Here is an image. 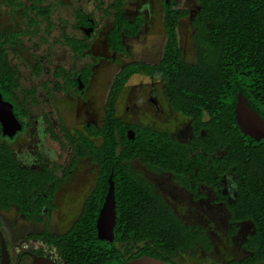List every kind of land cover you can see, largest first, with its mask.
<instances>
[{"label": "flooded vegetation", "instance_id": "1", "mask_svg": "<svg viewBox=\"0 0 264 264\" xmlns=\"http://www.w3.org/2000/svg\"><path fill=\"white\" fill-rule=\"evenodd\" d=\"M191 1L196 6L195 0ZM174 3V0H0V96L11 106L20 125L9 136L3 134L0 124V219H16L18 223L12 225V230H30L23 238L30 247L13 256L0 220L11 264H24L25 260L31 264L28 253L60 264L41 249L48 246L29 236L48 231L52 219H57L53 230L64 229L61 233L64 234L95 207L99 200L96 198L99 178L108 165L98 163L92 149L95 153L103 146L100 131L106 119L116 143L112 159L121 157L126 173L131 174L135 183L126 186L135 195L126 211L128 222L147 220V203L141 196H146L148 184L160 198L159 209L168 218L193 227L203 226L213 245L215 238L200 223L212 220L226 241V232L232 228L229 207L236 204L238 197L233 172L220 177L214 173L215 166L204 152L205 130L196 135L190 120L172 110L160 77L153 73L124 72L135 64L160 63L165 43V8ZM175 8L178 9L176 4ZM153 10L162 16L163 44L159 61L145 63L133 58L132 53L144 48L143 39L152 41L153 34L149 32L155 28ZM190 12L189 21L195 8ZM120 14L121 30L117 28ZM115 30L118 32L114 33ZM116 46H121L122 51ZM152 47L148 53L153 55ZM110 67V83L102 87L101 81L106 77L103 75H109ZM176 123L186 125L187 132L176 133L173 126ZM177 153L187 158L180 170ZM223 155L220 153L218 158ZM98 157L101 159L103 155ZM109 164L112 166V162ZM167 167L182 171L180 181L185 184L180 185ZM13 169L25 177L12 178ZM112 173L113 170L106 180L107 191ZM6 204L9 206L5 207ZM178 208H185L187 215H180ZM69 219L75 221L66 228ZM236 227L231 244L226 243L232 246L236 239L239 255L244 257L240 244L254 232L247 221L239 220Z\"/></svg>", "mask_w": 264, "mask_h": 264}, {"label": "trees", "instance_id": "2", "mask_svg": "<svg viewBox=\"0 0 264 264\" xmlns=\"http://www.w3.org/2000/svg\"><path fill=\"white\" fill-rule=\"evenodd\" d=\"M195 2V12L190 21L191 40L195 46L193 64L183 60L177 35L178 21L191 17V12L176 9L174 3L165 8V43L160 63L156 66L135 64L124 72L156 74L165 85L172 110L190 120L196 135L205 130L207 147L204 152L215 166L214 173L220 177L232 171L238 187L236 204L229 207L232 228L226 232V242L231 244L239 220L247 221L252 226L251 232H254L240 244L245 256L226 264H264V139L255 142L244 136L234 120L236 96L241 94L264 121V0ZM119 24L117 28L121 30V14ZM116 47L122 51L121 46ZM110 126L109 119H106L100 131L103 139L100 150L93 153L89 146L92 156L96 155V161L108 165L99 178L100 187L96 194L99 200L95 207L64 234L54 235L44 230L41 235H32L29 239L54 249L60 264H126L143 256L166 264H181L178 259L197 248L212 255L214 249L206 229L168 218L159 209L160 198L148 184L146 196H141L146 199L147 220L128 222L126 211L135 195L126 186L135 183L131 174L126 173L121 157L112 159V148L116 143L111 138ZM164 136L167 137H160ZM220 153H224L221 159L218 158ZM100 154L103 155L101 159L98 157ZM177 159L180 170L187 158L185 154L177 153ZM110 162L112 166H109ZM199 166L202 172L203 163ZM166 169L175 175L176 180L178 178L180 185L185 184L180 181L184 175L182 171ZM112 170L116 224L113 241L109 243L97 239L96 220L107 191L106 180ZM11 171L15 174L12 178L16 180L25 177L17 169ZM8 206L6 204L5 207ZM39 255L42 252L39 251Z\"/></svg>", "mask_w": 264, "mask_h": 264}, {"label": "rangeland", "instance_id": "3", "mask_svg": "<svg viewBox=\"0 0 264 264\" xmlns=\"http://www.w3.org/2000/svg\"><path fill=\"white\" fill-rule=\"evenodd\" d=\"M176 7L178 9H184V10H190L192 11L195 8V3L192 2L191 0H174ZM159 9V8H158ZM155 17H154V24L155 28L151 29L149 33H152V41H148L143 39L144 41V48L140 49L139 51L136 50L132 53V57L145 62V63H156L159 61L161 57V49H162V16L159 14V11H155ZM153 28V26H151ZM177 33H178V40H179V46L182 54V58L185 62L193 64L195 57H194V44L193 41L191 40V34L192 30L190 29V21L188 18H183L178 21V26H177ZM141 36V35H140ZM150 46H153L152 49L153 55L148 53V50ZM148 48V49H147ZM116 67H114L115 69ZM109 75H103L106 76L101 82L102 87L107 84L110 79H111V71L112 68H109ZM174 129L176 133H186V125L183 123H176ZM65 152H67L65 150ZM154 183L158 185L157 180H154ZM178 211L180 215L185 216L187 215V210L185 208H178ZM203 216V212H201ZM207 219V218H206ZM4 225V234H6L8 243L11 248V252L13 256H16L18 253L23 251L26 247H30V243L24 242L23 238L24 236L29 233L30 230H12V225L17 224L16 219L12 218H1L0 219ZM57 219H52L50 222V225L48 227V231L50 233L54 234H61L65 232L66 230L64 229H59V230H53L52 226L53 223H55ZM75 219H69V223L66 228H68ZM200 223H203L206 228L211 232L213 238V245H214V253L212 255H209L205 253L203 250L200 248H197L193 252H191L189 255L179 258L178 261L181 264H226L229 263L230 260L235 259V258H240L239 255V250L237 246V240L234 239L232 246H228L224 237L222 236V233L220 231H217V229L214 227V223L211 220L207 221H200ZM218 226H221V222H216ZM59 224H57L58 226ZM59 227V226H58ZM33 246V245H31ZM38 246V245H36ZM43 252L47 254V256L57 260V257L55 255L54 249L52 248H47V247H42L41 248ZM24 264H30L28 260L24 261Z\"/></svg>", "mask_w": 264, "mask_h": 264}, {"label": "water", "instance_id": "4", "mask_svg": "<svg viewBox=\"0 0 264 264\" xmlns=\"http://www.w3.org/2000/svg\"><path fill=\"white\" fill-rule=\"evenodd\" d=\"M237 103L234 109V120L238 128L244 136L250 139L259 141L264 139V121L261 117L254 112L247 104L245 98L241 94H237ZM0 124L3 128V134L12 136L17 130L20 129V125L16 122L15 117L11 112V106L4 103L0 96ZM108 191L99 211L98 218L96 220L97 239L99 241H106L111 243L114 238L113 229L116 224V212H115V197L114 186L111 178L108 181ZM27 254V253H24ZM28 255L32 259L31 264H56L53 260L45 257H38L33 254ZM0 264H11L10 256L6 247L5 238L0 231ZM126 264H166L161 260L143 256L139 259L127 262Z\"/></svg>", "mask_w": 264, "mask_h": 264}]
</instances>
